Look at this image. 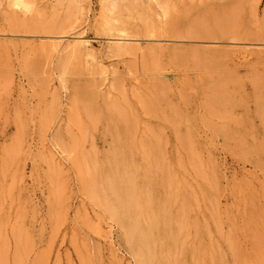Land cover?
<instances>
[{
    "label": "bare ground",
    "instance_id": "6f19581e",
    "mask_svg": "<svg viewBox=\"0 0 264 264\" xmlns=\"http://www.w3.org/2000/svg\"><path fill=\"white\" fill-rule=\"evenodd\" d=\"M76 1L78 5L85 0ZM98 2L92 26L101 36L99 40L106 43L105 52L115 59L140 60L143 76L147 77L141 85L130 84L124 74L109 77L86 69L82 60L94 54L91 40L46 37L70 23L64 19L47 24L40 20L27 22V0H6L4 19L10 28L15 33L32 35L22 36L20 41H5L0 35V52L11 49L21 53L19 67L37 100L39 126L42 130L52 128V133L50 149L41 151L42 146L39 156L34 157L37 149L33 150L27 140L29 125L24 118L30 101L21 89L23 116L18 118V133L0 164L3 179L11 181V187L3 188L5 182L0 178V201L4 194L23 188L24 161L29 158L35 168L42 166L45 170L48 219L53 222L60 209L56 150L64 159L72 156L80 194L97 210L98 223L108 233L114 230L119 246L133 264H224L227 259L214 238L218 232L208 229L210 224L218 227L215 202L220 194L221 172L212 152L206 151L205 144L192 131L200 122L211 131L207 142L212 148L220 140L223 149L239 161L264 166V79H256L253 84L257 90L252 94L254 111L246 110L244 118H240L235 110L245 105L235 101L234 94L241 91V84L231 68L236 60L254 59L263 64L264 44L262 50L249 52L175 48L155 40L143 46L124 34L111 18L124 0ZM147 3L159 7L161 0ZM232 33L228 35H237ZM35 36L43 37L36 40ZM51 60V75L56 81L52 94L47 83L39 80L42 63ZM157 62L182 69L185 76L179 91L174 93L171 84L155 72L153 64ZM76 78L81 80L64 106L60 91L67 90ZM5 85L11 93L10 77ZM252 117L259 120L260 131L250 126ZM231 123L241 125L242 132L231 133ZM73 128L78 134L72 132ZM166 129L169 137L162 133ZM96 139L102 144L100 148L95 145ZM187 176H192L196 192L185 181ZM30 202L28 197L21 209L29 210ZM200 203L205 206L203 217ZM4 227L0 221V264H27L24 246L30 244L29 233L21 236V232H14L10 259L8 244L1 234ZM205 239L211 245L206 246Z\"/></svg>",
    "mask_w": 264,
    "mask_h": 264
},
{
    "label": "rangeland",
    "instance_id": "374dc122",
    "mask_svg": "<svg viewBox=\"0 0 264 264\" xmlns=\"http://www.w3.org/2000/svg\"><path fill=\"white\" fill-rule=\"evenodd\" d=\"M27 2V22L40 20L47 24L64 19L70 23L69 27L46 37H82L92 41L93 56L82 60L86 69L109 77L124 74L134 86L147 80L143 76L140 60L125 57L115 59L105 52L106 43L99 40L101 36L92 26L99 10L98 0H85L78 5L76 0ZM6 12V0H0V35L4 36L5 41H20L22 36L32 35L13 32L4 19ZM111 18L117 21L124 34L139 40L143 46L148 45V41L155 40L175 48L213 47L249 52L262 50L260 47L264 44V0H161L159 7L149 6L147 0H124ZM232 32L237 35L229 36ZM42 37L35 36L36 40ZM21 58L20 52L11 49L0 52V164L5 151L18 133V118L23 116L19 94L21 89L30 101L24 118L29 125L27 140L33 150L37 149L35 156H32H39L41 152L38 149L41 150L42 146L41 151L50 149L52 128L42 130L39 126L36 117L37 100L30 92L27 78L19 67ZM52 62L53 60L42 63L39 78L50 87V94L56 89V81L51 75ZM232 66L236 71L237 81L241 84V91L234 94V98L238 104L245 105L244 108L241 106L236 109L235 114L244 118L246 110L254 111L255 100L252 94L257 93V90L253 89V84L256 79L257 82L264 79V63H257L254 59L236 60L231 68ZM153 67L162 80L171 84L174 93L179 91L178 87L185 76L182 69L172 68L166 62H157ZM87 74L90 75L88 72ZM9 77L13 84L11 93L5 85ZM80 80L72 79L69 88L60 91L64 106L70 97L73 98L71 94ZM61 116L64 118L65 113ZM250 126L256 132L261 130L260 122L255 117L250 119ZM228 129L235 134L242 132V126L238 124L231 123ZM72 132L78 134L76 128ZM192 132L205 144L206 151L212 152L221 172L220 194L215 202L218 227L210 224L208 229L211 233L215 229L218 232L214 238L219 241L220 250L227 259L224 264H264V166L254 167L239 161L223 149L220 140H216L212 148L207 142L211 131L200 122L194 125ZM162 133L169 137L167 129ZM257 139L260 140V136ZM95 145L97 148L102 146L99 139H96ZM206 151L204 156H207ZM54 153L56 173L61 179V185L57 201L60 209L53 222L48 219V195L43 178L45 170L42 166L35 168L29 158L24 161L23 188L4 194L0 201V221L5 225L1 234L4 243L8 244V257H13L12 238L17 231L21 232V236L23 233L30 235V244L24 246L27 264H133L128 254L119 246L114 230L108 233L98 223L97 210L80 194L75 181L72 156L64 159L58 151L54 150ZM206 160L204 159L205 162ZM3 173L0 167L2 183L5 182ZM185 181L194 192L197 191L192 176H187ZM9 187L11 181L5 182L3 188ZM28 197L31 201L29 210L21 209ZM204 207V204H199L200 217L204 216ZM17 209L19 212L16 213ZM204 242L208 246L207 239Z\"/></svg>",
    "mask_w": 264,
    "mask_h": 264
}]
</instances>
